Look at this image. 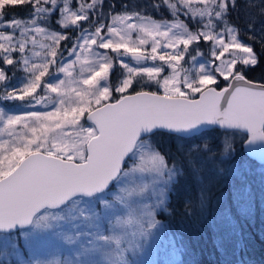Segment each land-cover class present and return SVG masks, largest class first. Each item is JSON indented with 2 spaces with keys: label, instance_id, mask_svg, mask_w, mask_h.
I'll return each mask as SVG.
<instances>
[{
  "label": "snow or ice",
  "instance_id": "6c2138e0",
  "mask_svg": "<svg viewBox=\"0 0 264 264\" xmlns=\"http://www.w3.org/2000/svg\"><path fill=\"white\" fill-rule=\"evenodd\" d=\"M104 4L105 0L0 3V99L19 101L33 109L5 114L0 108V134L9 137L0 139V229L30 224L37 216L45 226L50 219L67 221L74 234L66 239L70 244L79 242L82 255L109 248L123 257L127 249L122 237L109 235L108 229L101 232L96 222L97 205L109 207L103 195L137 172L153 174L163 189L168 188L166 182H174L176 165L169 167L154 143L162 133L191 135L202 124H217L225 129L245 128L254 139L264 137V83L246 78L245 70L255 67L261 57L226 19L236 0H160L152 4L154 9L161 5L168 9L174 19L167 24L142 11H128V4L121 5L123 11L113 12L114 3L108 6L111 22L105 23ZM6 5H27V18L5 21ZM257 7L264 8V0ZM180 16L186 19L176 21ZM189 20L197 30H189ZM49 21L54 27H49ZM70 29L75 30L76 39L64 51L76 58L73 64L83 56L81 71L86 68L89 73L82 80L86 87L73 89L75 97L61 91L63 79H43L52 75L49 66L56 64L57 57H63L58 45L70 39L65 35ZM255 29L250 17L247 30L264 43V20L259 32ZM149 37L151 52L145 55L141 46L149 43ZM160 38L163 49L175 51L157 56ZM199 41L211 42L214 59L207 66L200 64L192 77L182 67L178 70L175 62L185 57L190 44ZM37 45L42 52L35 51ZM129 54L136 66L127 62ZM191 59L195 61L196 56ZM157 60L172 69L170 75H162L164 64L141 66ZM117 63L124 72L113 86L111 70ZM71 66L62 64L59 72L71 76ZM17 72L23 73L22 82L13 84ZM145 77L146 82L157 85V91L135 90L138 79ZM220 78L229 83L217 91L214 85ZM50 93L56 96L52 110H36L46 99L51 100ZM67 127L72 128L71 135L64 134ZM176 151L186 159L191 152L185 153L181 144ZM159 195L163 203L165 193ZM116 200L122 197L117 195ZM147 215L146 233L158 223L153 212ZM83 264L113 262L88 258ZM119 264H128V260L123 258Z\"/></svg>",
  "mask_w": 264,
  "mask_h": 264
},
{
  "label": "rangeland",
  "instance_id": "374dc122",
  "mask_svg": "<svg viewBox=\"0 0 264 264\" xmlns=\"http://www.w3.org/2000/svg\"><path fill=\"white\" fill-rule=\"evenodd\" d=\"M121 11L123 10L117 12ZM128 11H142L145 15L151 16L149 7L146 6L144 8L137 7L135 10L128 9ZM169 14L168 11V17L166 18L151 17L156 22L167 24L173 22L174 19ZM108 16H105V23L111 22ZM184 19L186 18L175 17L176 21H184ZM4 20L7 21L8 19ZM48 24L50 28L54 27L52 21H49ZM195 27L198 26L195 24ZM189 30L197 29L189 27ZM75 39L76 35L72 37L70 43L66 46L67 49H71ZM135 39L136 34L134 33L133 40ZM160 39L161 46L158 47L157 56L164 54L165 51L169 53L175 51L173 48L163 49L164 40L163 38ZM39 40L44 42L43 37H40ZM179 47L182 48L183 46L180 45ZM211 50V42H193L189 45V51L185 54V57L175 62L178 70L182 67L187 70L190 76L195 77L200 64L203 63L207 66L214 59L211 56ZM35 51L42 52L39 45H37ZM77 51L81 50L77 49ZM141 51H145L147 55L151 52V37H149L147 45L141 46ZM87 55L88 53L84 52V56ZM109 55L112 54L109 52ZM192 55L196 56L195 61L191 59ZM83 58L82 56L80 61L73 64L76 58L69 56L68 52L64 51L63 57L58 56L56 64L49 66L52 75L43 79L48 82L63 79L65 84L61 86V91L70 97H75L73 89L86 87L82 85V80L89 74L86 68L83 72L81 71ZM224 58H228V55L225 54ZM126 60L131 65L136 66L135 61L131 58L126 57ZM153 63L157 65L164 64L159 60L156 62L145 61L141 66H152ZM62 64L72 65L68 69L71 76L59 72V67ZM116 66V75L114 74V78H112L113 86L122 78L124 72L118 63ZM164 68L165 71L162 75H170L172 69L166 64H164ZM183 74L181 72V75ZM22 77L23 73L17 72L12 83L22 82ZM137 83L149 82H146L145 77L143 80L138 79ZM161 91L163 90L161 89ZM48 95L51 100L46 99L45 103L38 106L36 110H52V101L56 99V96L51 93ZM2 96L3 93L0 94V97ZM0 108L4 110L5 114H22L33 110L19 101H3L2 99H0ZM81 119L82 122L85 121L83 118ZM21 131L22 129H17V133ZM72 131L71 127H67L64 129V134L71 135ZM243 137L244 135L237 130H223L221 132L208 130L189 137L175 135L174 141L176 145L181 144L183 146L185 153L191 150L188 160L192 164V170L199 181L200 188L203 190L214 188L218 183L227 181L234 194L233 201L245 210L251 207L249 203H246L249 188L246 178L254 175L264 184V164L250 163L244 156L237 155V151L231 147V143ZM8 138L7 133L0 134V139ZM131 163V161H128L129 167ZM172 165L169 163V167ZM169 182L166 183L169 184ZM121 189H127V191H121ZM165 191L166 189L159 187L153 174L137 172L130 177L122 178L120 182H116L115 188L108 191L106 195L102 194L103 198L108 201L109 207L105 208L103 204L97 205L98 219L96 222L99 224L101 232L108 229L109 235L122 237L123 248L127 249L123 257L118 256L116 252L109 248H105L99 253H90L88 256L82 255L80 243L70 244L66 239L67 236L74 234L72 225L69 222L50 219L47 226H45L37 216L24 228H18L10 232H0V264H83V261L88 258L112 261L113 264H119V261L123 258L128 260V264H178L179 259H175L179 255L178 248L175 249L174 243L170 241L171 238L168 236L167 238L164 233L162 235L163 231L158 223L155 227L147 230V233L145 232L147 220L149 219L147 212H153L157 220L156 215L165 211V195L162 197L163 203L160 202L161 197L159 195L161 192L166 193ZM117 195L122 197L121 201L116 200ZM51 211L59 212L58 209ZM37 215H40V213H37ZM142 232H145V234L141 235ZM224 235H227V233L225 232Z\"/></svg>",
  "mask_w": 264,
  "mask_h": 264
},
{
  "label": "trees",
  "instance_id": "16d2710c",
  "mask_svg": "<svg viewBox=\"0 0 264 264\" xmlns=\"http://www.w3.org/2000/svg\"><path fill=\"white\" fill-rule=\"evenodd\" d=\"M3 2L7 0H0V3ZM159 2L160 0H105L104 13L105 16L109 15L108 6L114 3L116 7L113 12L124 10L121 5L128 4V9L133 10L137 7H149L153 18L168 17V9L165 6L161 5L160 9L151 7ZM259 4L260 0H236L235 9L230 8L226 19L230 26L236 28L239 38L253 44L257 55L261 57L255 67L245 70L246 77L264 80V43L259 36L253 38L254 34L247 30L251 17L256 25L255 31L259 32L260 21L264 20V16L260 15L264 8L257 7ZM28 12L27 5H6L3 9L4 19H24L27 18ZM169 16L171 17L170 14ZM187 22L189 27L197 29L195 23L190 20ZM65 35L70 39L58 45L60 52H64L76 33L70 29ZM142 52L147 55L145 51ZM116 67L111 70L112 85ZM224 82L226 81L220 78L215 86ZM139 88L158 90L157 85L151 82L136 83L135 89ZM208 130L221 132L227 129L212 126L200 132ZM174 136L173 133H162L154 139L161 155L168 163L175 164L177 169L174 182H169L165 191V211L156 215V218L163 231L162 235L164 233L166 237L171 238L175 249L178 248L179 255L175 258L179 259L178 264H264V184L254 175L246 178L249 186L246 203L251 207L245 210L233 201L234 194L227 181L203 190L188 157L186 159L183 154L177 153ZM241 140L239 138L231 143L237 155L244 156L250 163L264 164L256 162L242 152ZM225 232L227 235H224Z\"/></svg>",
  "mask_w": 264,
  "mask_h": 264
},
{
  "label": "water",
  "instance_id": "95a60500",
  "mask_svg": "<svg viewBox=\"0 0 264 264\" xmlns=\"http://www.w3.org/2000/svg\"><path fill=\"white\" fill-rule=\"evenodd\" d=\"M129 58H131L130 54L128 56ZM248 80L250 81H253L254 83L256 84H262L264 83V80H255V79H251V78H248L246 77ZM231 79V78H230ZM229 82L226 81L224 82L223 84L219 85V86H215L217 91L223 89L224 87L227 86ZM146 90V91H157V90H150V89H146V88H139V89H135V90ZM160 94H162L161 91H159ZM197 98H199L197 96ZM84 120H86V117H83ZM212 126H215V127H218V128H221V129H225V128H222L220 127L219 125L217 124H202L200 126V130L197 131V132H194L193 134L191 135H195L197 133H199L200 131L204 130V129H207V128H210ZM227 130H230V129H227ZM233 130H238L240 132H242L244 134V137L242 138L241 140V150L242 152L249 158L255 160L256 162H260V163H264V137H256L255 139L252 137L251 133L245 129V128H233ZM177 136H181V137H189L191 135H184V134H176V133H173ZM29 224L27 225H16L14 226L13 228L11 229H0V232H10V231H14L18 228H24L26 226H28Z\"/></svg>",
  "mask_w": 264,
  "mask_h": 264
}]
</instances>
